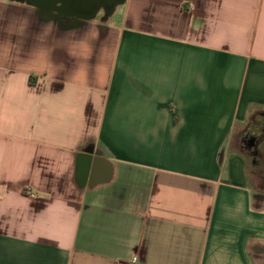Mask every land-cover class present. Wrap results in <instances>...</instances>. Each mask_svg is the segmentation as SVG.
<instances>
[{
	"label": "crops",
	"instance_id": "crops-1",
	"mask_svg": "<svg viewBox=\"0 0 264 264\" xmlns=\"http://www.w3.org/2000/svg\"><path fill=\"white\" fill-rule=\"evenodd\" d=\"M120 6L0 0V264H264V0Z\"/></svg>",
	"mask_w": 264,
	"mask_h": 264
},
{
	"label": "trees",
	"instance_id": "trees-1",
	"mask_svg": "<svg viewBox=\"0 0 264 264\" xmlns=\"http://www.w3.org/2000/svg\"><path fill=\"white\" fill-rule=\"evenodd\" d=\"M240 138L242 139L240 141ZM264 139V117L253 115L243 134H236L233 147L246 155L249 165L250 183L254 189L264 191V156L260 142Z\"/></svg>",
	"mask_w": 264,
	"mask_h": 264
},
{
	"label": "flooded vegetation",
	"instance_id": "flooded-vegetation-1",
	"mask_svg": "<svg viewBox=\"0 0 264 264\" xmlns=\"http://www.w3.org/2000/svg\"><path fill=\"white\" fill-rule=\"evenodd\" d=\"M97 6H92L89 8H85L82 4H76L69 6V9L62 13V19L63 22L66 25L70 26H76L83 20H88L89 17H91L94 14V11L96 10ZM112 9V6H109L107 8L102 5L100 10H104L103 13L99 14V12L94 16V18H100L102 20L108 19V11ZM99 10V11H100Z\"/></svg>",
	"mask_w": 264,
	"mask_h": 264
},
{
	"label": "water",
	"instance_id": "water-1",
	"mask_svg": "<svg viewBox=\"0 0 264 264\" xmlns=\"http://www.w3.org/2000/svg\"><path fill=\"white\" fill-rule=\"evenodd\" d=\"M46 2L50 3L56 10L61 13L66 12L69 9V6L82 4L85 8H89L92 6H97L94 14L89 17V19L94 18V16L99 12L102 5L105 8L112 6V9L108 11V15L112 14L118 4H122L125 0H45ZM58 5H60L58 7Z\"/></svg>",
	"mask_w": 264,
	"mask_h": 264
},
{
	"label": "clouds",
	"instance_id": "clouds-1",
	"mask_svg": "<svg viewBox=\"0 0 264 264\" xmlns=\"http://www.w3.org/2000/svg\"><path fill=\"white\" fill-rule=\"evenodd\" d=\"M0 34L6 40L7 44H11L12 38H19L22 35V29L17 30V22L11 19L6 20L5 17L0 16Z\"/></svg>",
	"mask_w": 264,
	"mask_h": 264
},
{
	"label": "rangeland",
	"instance_id": "rangeland-1",
	"mask_svg": "<svg viewBox=\"0 0 264 264\" xmlns=\"http://www.w3.org/2000/svg\"><path fill=\"white\" fill-rule=\"evenodd\" d=\"M116 7H117V13L121 12V6H120V4H118ZM103 11L104 10H100L99 11V14L103 13Z\"/></svg>",
	"mask_w": 264,
	"mask_h": 264
},
{
	"label": "built area",
	"instance_id": "built-area-1",
	"mask_svg": "<svg viewBox=\"0 0 264 264\" xmlns=\"http://www.w3.org/2000/svg\"><path fill=\"white\" fill-rule=\"evenodd\" d=\"M132 263H133V264H138V258H136V257L133 258Z\"/></svg>",
	"mask_w": 264,
	"mask_h": 264
}]
</instances>
